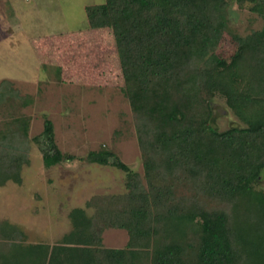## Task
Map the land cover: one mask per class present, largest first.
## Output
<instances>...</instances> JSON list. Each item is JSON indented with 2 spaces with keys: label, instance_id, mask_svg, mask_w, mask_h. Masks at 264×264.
<instances>
[{
  "label": "trees",
  "instance_id": "1",
  "mask_svg": "<svg viewBox=\"0 0 264 264\" xmlns=\"http://www.w3.org/2000/svg\"><path fill=\"white\" fill-rule=\"evenodd\" d=\"M235 2L264 20V0ZM227 10L226 0L85 8L91 30L112 33L143 182L118 165L125 191L72 209L71 230L53 245L26 243L22 229L0 220V264H264V190L255 187L264 175V27L231 33ZM226 37L235 48L229 60L215 55ZM216 97L239 125L216 128ZM31 103L0 81V110ZM29 127V118L16 117L0 128V187L21 183ZM71 158L53 141L42 156L45 166ZM115 158L105 149L88 153L96 164ZM107 229L125 231L124 248L104 247Z\"/></svg>",
  "mask_w": 264,
  "mask_h": 264
},
{
  "label": "rangeland",
  "instance_id": "2",
  "mask_svg": "<svg viewBox=\"0 0 264 264\" xmlns=\"http://www.w3.org/2000/svg\"><path fill=\"white\" fill-rule=\"evenodd\" d=\"M105 0H0V81L8 80L32 103L0 110V128L16 118H29V165L21 183L0 187V220L18 226L26 243H57L71 230L68 214L85 208L97 195L125 191L124 165L143 182V168L112 33L91 30L85 8ZM228 2V31L245 36L264 27L262 16ZM235 53L226 37L215 55L229 60ZM212 103L219 131L239 121L218 97ZM50 122L51 137L43 134ZM54 142L63 155L45 166L43 153ZM109 150L107 164L90 162L88 153ZM52 151V150H51ZM116 161V164L112 162ZM264 190L263 178L255 185ZM105 248L127 243L123 230L102 234Z\"/></svg>",
  "mask_w": 264,
  "mask_h": 264
}]
</instances>
